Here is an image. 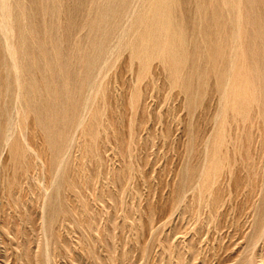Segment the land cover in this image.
I'll use <instances>...</instances> for the list:
<instances>
[{"label":"rangeland","instance_id":"obj_1","mask_svg":"<svg viewBox=\"0 0 264 264\" xmlns=\"http://www.w3.org/2000/svg\"><path fill=\"white\" fill-rule=\"evenodd\" d=\"M0 16V264H264V0Z\"/></svg>","mask_w":264,"mask_h":264},{"label":"bare ground","instance_id":"obj_2","mask_svg":"<svg viewBox=\"0 0 264 264\" xmlns=\"http://www.w3.org/2000/svg\"><path fill=\"white\" fill-rule=\"evenodd\" d=\"M7 1V0H6ZM10 5V4H9ZM105 6V5H104ZM9 7V6H8ZM9 9H10V7H9ZM111 10V9H110ZM3 12V11H2ZM8 12V11H7ZM11 12H12V7H11ZM12 14V13H11ZM2 15V14H1ZM3 15H4V13H3ZM9 14H7V16H8ZM1 17V16H0ZM5 17V16H4ZM1 19H3V18H1ZM9 19V18H8ZM239 19V18H238ZM6 21H7V19H5ZM9 21V20H8ZM14 21V20H13ZM2 22V21H1ZM0 22V23H1ZM11 22V20L9 21V22H7L8 24ZM11 24H13V23H11ZM1 26H3V25H1ZM6 26H7V24H6ZM5 27V26H4ZM9 27H10V25H9ZM8 27V28H9ZM15 27V26H14ZM6 28V27H5ZM1 30V29H0ZM12 31H11V35H13L12 34V32L14 31V29H11ZM10 33V32H9ZM15 33V32H14ZM10 36V35H9ZM12 37V36H11ZM5 40V39H4ZM11 40H12V38H11ZM10 40V41H11ZM5 42H6V40H5ZM6 44V43H5ZM14 45V44H13ZM8 46V45H7ZM12 46V45H11ZM16 48V47H15ZM13 49V48H12ZM13 51V50H12ZM18 51V50H17ZM9 55V54H8ZM10 58H11V55H10ZM17 58V57H16ZM18 59V58H17ZM17 63V62H16ZM15 65V64H14ZM14 65H13V67H14ZM17 66H18V64H16ZM20 67V66H19ZM15 68V67H14ZM17 68V67H16ZM22 71V70H21ZM19 73V72H18ZM15 75H16V72H15ZM19 75V74H18ZM16 77V76H15ZM20 79V78H19ZM16 81H17V78H16ZM17 83V82H16ZM18 83H20L19 81H18ZM17 83V84H18ZM20 100V99H19ZM18 117V116H17ZM11 127V126H10ZM10 130V129H9ZM8 134V133H7ZM9 134H11V133H9ZM8 134V135H9ZM8 141V140H7ZM9 143V142H8Z\"/></svg>","mask_w":264,"mask_h":264}]
</instances>
